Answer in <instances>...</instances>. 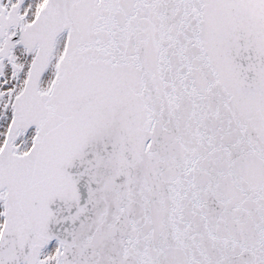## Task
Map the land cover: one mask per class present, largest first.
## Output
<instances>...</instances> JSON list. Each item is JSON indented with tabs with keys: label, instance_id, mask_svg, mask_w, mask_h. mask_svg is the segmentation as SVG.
Returning <instances> with one entry per match:
<instances>
[{
	"label": "snow or ice",
	"instance_id": "snow-or-ice-1",
	"mask_svg": "<svg viewBox=\"0 0 264 264\" xmlns=\"http://www.w3.org/2000/svg\"><path fill=\"white\" fill-rule=\"evenodd\" d=\"M0 264H264V0H0Z\"/></svg>",
	"mask_w": 264,
	"mask_h": 264
}]
</instances>
